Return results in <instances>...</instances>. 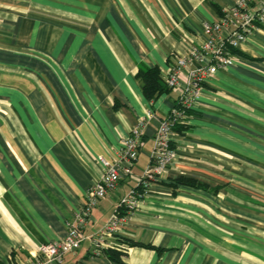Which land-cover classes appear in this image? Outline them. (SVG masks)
Returning a JSON list of instances; mask_svg holds the SVG:
<instances>
[{"label": "crops", "instance_id": "crops-1", "mask_svg": "<svg viewBox=\"0 0 264 264\" xmlns=\"http://www.w3.org/2000/svg\"><path fill=\"white\" fill-rule=\"evenodd\" d=\"M234 1L0 0V264H32L38 245L66 234L102 177L98 158L114 162L150 111L130 175L85 235L116 212L181 90L148 101L138 70L164 81ZM234 58L203 84L174 131V162L119 228L142 245L125 264H264V25ZM64 264L115 263L85 240Z\"/></svg>", "mask_w": 264, "mask_h": 264}, {"label": "built area", "instance_id": "built-area-1", "mask_svg": "<svg viewBox=\"0 0 264 264\" xmlns=\"http://www.w3.org/2000/svg\"><path fill=\"white\" fill-rule=\"evenodd\" d=\"M263 25L264 0H235L222 10L218 20L203 23V39L189 50L187 56L176 58L164 75L168 89L174 90L180 86L181 90L166 118L156 128L149 163L138 177L136 186L121 198L116 212L99 230L85 235L92 212L99 202L116 188L122 176L130 175L142 147L143 131L148 120L153 117L150 111L138 120L129 136L120 142L114 162L98 158L102 177L86 191L84 204L67 224L66 234L59 240L38 245L32 264H64L65 256L78 250L85 240H88L90 252L94 256L111 246V240L117 236L119 228L148 195L151 183L160 178L174 162V128L186 124L189 113L200 98L203 84L217 71L231 66L235 60L234 50L247 43ZM181 78H184L183 82Z\"/></svg>", "mask_w": 264, "mask_h": 264}, {"label": "trees", "instance_id": "trees-1", "mask_svg": "<svg viewBox=\"0 0 264 264\" xmlns=\"http://www.w3.org/2000/svg\"><path fill=\"white\" fill-rule=\"evenodd\" d=\"M137 77L140 78V80L142 81L143 84L142 92L144 97L148 101L154 100L157 96L169 90L165 85V82L162 80L159 70L157 68H140L138 70ZM177 127H179V125L174 128V131L177 130ZM179 182L182 184L186 183L192 185V183L186 182L185 180H179ZM139 246L142 245L138 242L125 240L121 237L115 236L114 239L112 240L111 246L107 249L101 250L100 255L107 256L115 264H125L123 259L127 255L128 250L131 247H139ZM146 247L154 248L150 245Z\"/></svg>", "mask_w": 264, "mask_h": 264}]
</instances>
